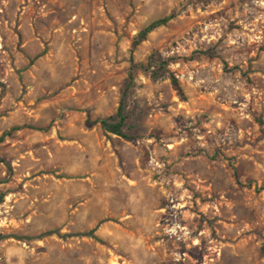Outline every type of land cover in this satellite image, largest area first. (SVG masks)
<instances>
[{
	"label": "rangeland",
	"instance_id": "374dc122",
	"mask_svg": "<svg viewBox=\"0 0 264 264\" xmlns=\"http://www.w3.org/2000/svg\"><path fill=\"white\" fill-rule=\"evenodd\" d=\"M28 4L0 0V264H78L72 212L141 195L158 219L137 264H264V0ZM122 97L129 141L97 123Z\"/></svg>",
	"mask_w": 264,
	"mask_h": 264
},
{
	"label": "crops",
	"instance_id": "0c3cea01",
	"mask_svg": "<svg viewBox=\"0 0 264 264\" xmlns=\"http://www.w3.org/2000/svg\"><path fill=\"white\" fill-rule=\"evenodd\" d=\"M27 3L29 4L23 8L22 20L30 21L28 12L31 10L32 0H27ZM27 41L29 42L27 39L24 40L23 46L28 50ZM89 200L82 203L80 210L72 212L69 225L63 227L61 232L62 235L71 233V247L81 253L75 262L94 264L95 244L99 242L110 246L108 249L110 253L104 260L105 264L112 258L118 259V263L121 264H137L143 253L148 255V248H153L156 244L153 237L157 232L158 215L151 205L145 206L143 195L135 198V208L112 217H96L88 210Z\"/></svg>",
	"mask_w": 264,
	"mask_h": 264
},
{
	"label": "trees",
	"instance_id": "16d2710c",
	"mask_svg": "<svg viewBox=\"0 0 264 264\" xmlns=\"http://www.w3.org/2000/svg\"><path fill=\"white\" fill-rule=\"evenodd\" d=\"M175 18L174 14H171L162 19L155 20L140 30L132 41V48L138 47L140 44L145 42L150 33L154 30L166 26L171 20ZM150 62L147 65V70H150V76L152 79L160 78L163 72L165 73V65L158 55L153 54L149 58ZM168 79H170L172 86L178 91V83L172 75H167ZM125 103L123 97L120 99L119 106L116 110V113L113 116L107 117L105 119H100L97 123L100 124L101 128L112 135H115L123 140L129 141L131 137L124 132V128L126 126V116L124 114ZM53 233H45V236H50ZM4 239V237L0 236V240Z\"/></svg>",
	"mask_w": 264,
	"mask_h": 264
}]
</instances>
